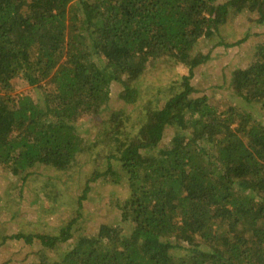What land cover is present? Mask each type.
I'll use <instances>...</instances> for the list:
<instances>
[{
  "label": "trees",
  "instance_id": "1",
  "mask_svg": "<svg viewBox=\"0 0 264 264\" xmlns=\"http://www.w3.org/2000/svg\"><path fill=\"white\" fill-rule=\"evenodd\" d=\"M238 13L256 16L264 28V0H0L3 171L21 178L36 166L68 173L86 143L84 118L104 109L113 82L125 103L144 95L149 101L135 138L120 139L119 112L102 133L113 147L104 175L92 181L108 176L127 185L129 197L117 204L121 221L74 242L72 222L51 237L11 235L38 241L43 251L69 243L38 264H264V42L231 71L242 104L212 103L191 83L211 59L212 48L204 53L198 44ZM171 56L188 74L148 91L140 78ZM20 86L39 99L13 95ZM2 210L0 201V219Z\"/></svg>",
  "mask_w": 264,
  "mask_h": 264
},
{
  "label": "rangeland",
  "instance_id": "2",
  "mask_svg": "<svg viewBox=\"0 0 264 264\" xmlns=\"http://www.w3.org/2000/svg\"><path fill=\"white\" fill-rule=\"evenodd\" d=\"M228 1L217 0V3ZM255 19L256 16L247 13L231 16L224 25L218 27L217 32L198 44L197 51L208 53L212 49L211 59L194 70L191 83L198 91L196 96L207 95L212 103L219 105L227 100L242 104L232 92L229 77L234 68L250 62L254 46L264 42V28L255 25ZM248 33L255 35L248 37ZM243 40L246 41L240 46H233ZM218 41L228 46L215 49L214 45ZM176 60L173 56L158 60L155 66L142 75L139 83L152 92L158 87H166L170 80H179L187 75L188 68ZM122 91V85L113 82L110 101L104 109L97 116L84 118L83 127L87 132L83 137L86 143L68 173H55L36 166L21 178L12 176L0 167V201L3 208L0 219V264H38L44 255L57 258L69 244L59 245L54 252L43 251L38 241L28 245L22 238H10L11 235L34 233L51 237L72 222L71 242H74L82 236H94L101 224H117L121 221L117 204L129 197L127 185L124 181L113 184L108 176L94 181L92 179L97 178L96 174L104 175L107 170L103 163L104 155L112 144L110 139L102 135L110 128L106 121H110L118 112L123 114L121 124L124 127L119 135L122 141L128 142L136 137L139 126L146 120L145 109H148L149 102L146 95L136 104H127L120 98ZM17 94L39 99V93L32 87L20 86L13 93ZM159 96L160 99L164 98V90ZM160 102L154 100L155 104ZM96 136H99V143L93 142ZM171 137L172 133L168 132L160 147H165ZM87 186L90 191L86 198L81 199ZM2 239L5 242L2 243Z\"/></svg>",
  "mask_w": 264,
  "mask_h": 264
}]
</instances>
